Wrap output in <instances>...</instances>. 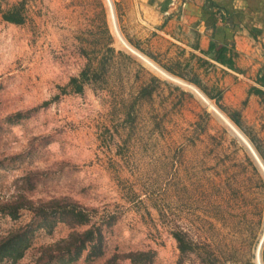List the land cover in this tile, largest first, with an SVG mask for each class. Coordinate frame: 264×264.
I'll list each match as a JSON object with an SVG mask.
<instances>
[{"label": "rangeland", "instance_id": "rangeland-1", "mask_svg": "<svg viewBox=\"0 0 264 264\" xmlns=\"http://www.w3.org/2000/svg\"><path fill=\"white\" fill-rule=\"evenodd\" d=\"M20 1L24 22L4 21ZM132 2L0 0V239L29 237L0 264H134L140 252L152 254L142 264H264L257 73H225L140 23ZM85 69L83 92L63 95ZM53 200L88 214L78 229L100 230L102 256L87 247L67 263L53 245L73 229L59 216L15 218Z\"/></svg>", "mask_w": 264, "mask_h": 264}, {"label": "crops", "instance_id": "crops-1", "mask_svg": "<svg viewBox=\"0 0 264 264\" xmlns=\"http://www.w3.org/2000/svg\"><path fill=\"white\" fill-rule=\"evenodd\" d=\"M132 1L131 12L150 30L160 28L164 36L219 66L225 73L236 76L257 73L259 79L255 83L264 85V0H186L181 3L182 7L177 0ZM112 15V26L114 23L116 27L113 12ZM185 36L188 41L182 39ZM210 43L234 53L233 68L205 54Z\"/></svg>", "mask_w": 264, "mask_h": 264}, {"label": "trees", "instance_id": "trees-1", "mask_svg": "<svg viewBox=\"0 0 264 264\" xmlns=\"http://www.w3.org/2000/svg\"><path fill=\"white\" fill-rule=\"evenodd\" d=\"M24 4L25 1H20L10 10L2 12V19L12 24H22L24 22V14L22 10ZM110 51L114 52V49L112 48L110 49ZM227 53H229V57L227 56ZM205 54H211L212 58L217 63L224 65L228 68H233L232 57L234 56V53L231 50L228 51L226 47H217V45H215L214 43H210L208 51L205 52ZM87 69L90 70V67L88 66ZM87 69L81 72V76H75L69 80L67 88H63L61 90L63 95L67 94L66 89H70V91L75 94H80L83 92L85 82L89 80L87 77L88 75L86 74L88 73ZM190 81L196 84L197 86H200V83L198 81ZM262 87H264V85ZM250 93L258 96L264 95V92L256 87H252L249 94ZM210 98L215 99L216 103L219 105L218 96H211ZM219 108L224 110L221 105H219ZM227 114L233 123L240 126L238 111H228ZM19 210L30 211L33 216L39 221H46L52 214H56L57 216H59V218L62 219V223L69 225L70 228L73 229V231H71V233H69L66 238L60 240L59 242L53 245L55 251L58 252L57 258L65 260L67 263L72 262L84 250H86L87 247L93 251L97 248L98 253H96L95 251L94 252L98 257L103 255V251L99 249L101 242L100 230L94 228H87L82 230L78 229L84 225H87L89 222L88 214L78 205L71 202L59 204V202L55 200L50 202H40L38 205H34L30 202L28 205L15 206V218ZM173 238L177 242L180 252H186L187 247L182 236L179 233H175L173 234ZM51 247L52 246H50V248ZM28 248V232L24 228L17 229L8 233L5 237H2L0 239V259L8 258L16 261L17 259H20L22 257L25 250H27ZM151 255L152 254L149 252L131 253L126 258L134 264H142L146 261H149L152 257ZM112 261H114V258L107 260L105 264H111Z\"/></svg>", "mask_w": 264, "mask_h": 264}, {"label": "bare ground", "instance_id": "bare-ground-1", "mask_svg": "<svg viewBox=\"0 0 264 264\" xmlns=\"http://www.w3.org/2000/svg\"><path fill=\"white\" fill-rule=\"evenodd\" d=\"M108 2H109V0H108ZM112 18H113V15H112ZM113 27H114V29H115V31H116V27H115V25H114V23H113ZM117 33V32H116ZM156 70H158V69H156ZM155 70V71H156ZM160 70V69H159ZM159 72V71H158ZM205 100V99H204ZM206 103L208 104V101L206 100ZM211 106V105H210ZM212 107V106H211ZM258 160V159H257Z\"/></svg>", "mask_w": 264, "mask_h": 264}, {"label": "water", "instance_id": "water-1", "mask_svg": "<svg viewBox=\"0 0 264 264\" xmlns=\"http://www.w3.org/2000/svg\"><path fill=\"white\" fill-rule=\"evenodd\" d=\"M110 5H111V3H110ZM111 8H112V5H111ZM112 10H113V8H112Z\"/></svg>", "mask_w": 264, "mask_h": 264}]
</instances>
